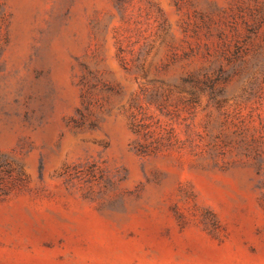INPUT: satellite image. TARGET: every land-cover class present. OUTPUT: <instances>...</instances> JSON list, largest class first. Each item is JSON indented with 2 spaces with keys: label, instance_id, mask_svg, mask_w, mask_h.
I'll use <instances>...</instances> for the list:
<instances>
[{
  "label": "rangeland",
  "instance_id": "rangeland-1",
  "mask_svg": "<svg viewBox=\"0 0 264 264\" xmlns=\"http://www.w3.org/2000/svg\"><path fill=\"white\" fill-rule=\"evenodd\" d=\"M0 264H264V0H0Z\"/></svg>",
  "mask_w": 264,
  "mask_h": 264
}]
</instances>
